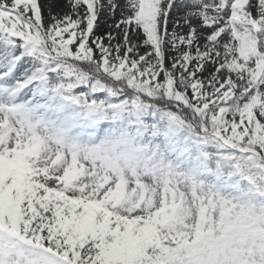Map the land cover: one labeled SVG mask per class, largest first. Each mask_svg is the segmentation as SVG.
Listing matches in <instances>:
<instances>
[{"label":"snow or ice","instance_id":"6c2138e0","mask_svg":"<svg viewBox=\"0 0 264 264\" xmlns=\"http://www.w3.org/2000/svg\"><path fill=\"white\" fill-rule=\"evenodd\" d=\"M66 3L0 0V264H264V0Z\"/></svg>","mask_w":264,"mask_h":264},{"label":"rangeland","instance_id":"374dc122","mask_svg":"<svg viewBox=\"0 0 264 264\" xmlns=\"http://www.w3.org/2000/svg\"><path fill=\"white\" fill-rule=\"evenodd\" d=\"M43 4L44 10L47 13V19L49 18V8H48V4L49 2L52 3V8H51V12L52 13H56V14H65L69 11V8L67 6L66 0H40ZM172 19L175 20L177 13L174 11L171 13ZM121 18V12L119 10H117L115 12V15H111L108 14L106 12H102L100 14V16L98 17V21H97V26L95 27L94 31L95 34L97 36H102L105 33L112 31L114 32L117 37L119 38V33L116 32V30L114 28H110L109 25H114L116 23L117 20H119ZM172 28V24H169V30L171 31ZM182 33L186 32L187 29H181L180 30Z\"/></svg>","mask_w":264,"mask_h":264}]
</instances>
